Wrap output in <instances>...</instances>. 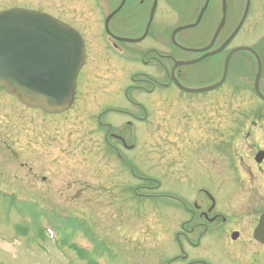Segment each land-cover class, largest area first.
Here are the masks:
<instances>
[{
    "label": "rangeland",
    "instance_id": "rangeland-1",
    "mask_svg": "<svg viewBox=\"0 0 264 264\" xmlns=\"http://www.w3.org/2000/svg\"><path fill=\"white\" fill-rule=\"evenodd\" d=\"M185 1L178 0L177 5L183 8ZM252 4L230 50H257L264 95V0ZM169 8L163 1L155 22L165 21L167 46L172 48L174 29L188 16ZM240 16H227L218 44L229 37ZM206 18L209 21L210 16ZM212 19L217 26L219 13ZM200 32L195 28L175 39L179 43L183 35ZM79 34L89 59L78 77V102L67 113L46 115L25 108L0 84V264H87L68 248L70 238L100 264H186L181 261V248L188 254L187 262L264 264V247L250 241L264 212V160L255 162L257 153L264 151V102L251 91L257 75L254 61L235 56L226 82L208 92L187 93L171 85L168 91L143 99L134 98L131 90L130 97L150 111L148 123L141 124L133 115H140V109L130 106L124 93L132 85L133 74L150 69L140 59L112 55L104 27ZM153 42L150 38L136 48L122 47L143 50ZM227 50L198 65L179 68L180 84L191 91L217 84ZM111 108L129 112H108ZM108 123L114 133L126 132L127 143L135 145L127 156L134 158L140 181L130 180L106 152L105 131L99 128ZM155 181L161 183L157 191ZM130 185H147L149 193L176 195L188 208L197 203L206 211L211 202L204 190L216 201L212 215L221 218L209 225L212 233L196 249L182 237L180 246L175 235L183 223L188 229L206 223L198 212L189 221L190 214L178 211L174 204L131 199ZM59 216L55 222L59 234L56 229L50 233L49 218ZM202 229L188 239L196 243ZM233 231L240 233L236 243L230 239ZM66 233L71 236L65 237Z\"/></svg>",
    "mask_w": 264,
    "mask_h": 264
},
{
    "label": "flooded vegetation",
    "instance_id": "flooded-vegetation-1",
    "mask_svg": "<svg viewBox=\"0 0 264 264\" xmlns=\"http://www.w3.org/2000/svg\"><path fill=\"white\" fill-rule=\"evenodd\" d=\"M163 1L167 3V6L170 7L169 9L171 11L178 12L180 14L182 12L186 13V16L188 17L184 19L185 22L196 21L197 15H199L205 9L203 19L196 27L180 32L186 33L193 31L195 28H200V34L183 35V39L179 41L180 46L174 44L172 48H169L167 46L168 40L165 38V21L155 22L157 9ZM177 1L178 0H156V10L152 15V18L151 14L155 5V0H125L121 8L119 7L121 6L122 1L119 3V0H1V3L2 5L4 4V7H0V12L3 10L16 8L39 12L66 23L78 32L82 30H95V28L99 29L100 27H104L106 31V27L108 25L111 32L113 33L112 35L108 34L109 41L112 43V46L109 47V52H111L114 56L123 54V57L135 58L136 61L140 59V61L150 69V71L147 73L139 72L141 74L137 79H135V85L133 86L132 90L135 94H137L134 95L133 93L132 95L142 96L145 98L154 96L157 93H164L169 90V88L166 87L167 82L165 81H168L171 78L174 63L178 61V58H183L189 63L201 59L204 55L210 54L216 49L215 44L210 49L203 50L209 46V44L205 45V43L207 41L208 35L213 30V19L211 16L217 13V10L219 9L218 5H220L221 10H226V14L234 13L235 15L240 13L244 15L248 6V0H220V3H218L219 0H205L204 4H202V0H186L182 6L183 8H180L179 5H177ZM206 1L208 4L205 7ZM17 2L19 5L14 6ZM252 6V0H250V5L248 8L249 13ZM106 10H108V13H106ZM122 11H124L123 19L118 22V16L122 14ZM195 15L196 17H193ZM206 15L210 16L209 21L207 18H205ZM150 38L154 42L149 46H146L143 50H128L122 47L125 45V47L133 46V48H136V45L142 44ZM132 40L136 42H132ZM112 47H115L114 50ZM85 48L87 63L89 59V49L86 43ZM170 63L172 64V68L169 67ZM84 70L85 66L81 71V74L84 72ZM175 73H177L178 76L181 75V71L178 69L175 71ZM143 85H149V88H144ZM127 99L129 100L130 98ZM141 101L144 102V100ZM74 102H78V99ZM142 104H138L136 106L141 108L143 106ZM144 111L146 112L147 110ZM113 112L114 111H112V113ZM146 114H149V111H147ZM138 119L140 120V118H135V120ZM101 126L106 127L107 124ZM123 133H125L123 136H117L113 132L107 135L105 137L106 146H108L110 153L116 157V161L120 166V170H125L126 174H128V176L131 178L130 180L134 179L138 181L139 179L133 175V172H136V164L133 161L134 158H128L127 156V153L133 152V146L131 147V145L127 143V140L125 139L126 132ZM110 140H113L114 144H108L110 143ZM121 149L126 152L124 155ZM119 156L122 157V160L119 158ZM127 190L131 199L137 198L138 196L144 197L145 195H149V192L152 191L151 188L147 187V185H141L140 187L130 185ZM139 191H142V193H139ZM145 191L148 192L146 193ZM195 207L196 209L194 212H199L198 215L202 220H210L214 217H216L217 220L219 218L218 215L210 216L213 211L208 213L209 208L205 212L201 211V207ZM183 211L193 214V212L190 210L183 209ZM196 213L193 214V220L195 219ZM195 232L196 231H191L190 229L186 228L184 231H181L179 235L185 240H188L189 236L193 235ZM238 240L233 241L232 243H236ZM250 241L260 247H264L263 245L254 241L252 238H250ZM193 262H196V260H193ZM196 264L206 263L203 260H198Z\"/></svg>",
    "mask_w": 264,
    "mask_h": 264
},
{
    "label": "water",
    "instance_id": "water-1",
    "mask_svg": "<svg viewBox=\"0 0 264 264\" xmlns=\"http://www.w3.org/2000/svg\"><path fill=\"white\" fill-rule=\"evenodd\" d=\"M202 18V15L200 16ZM223 15L217 35L224 24ZM243 18L242 22H244ZM241 24L228 41L219 49L223 50L234 38ZM240 51L254 54L249 48L233 50L225 64L224 75L218 84L199 91H191L176 84L187 92H203L219 87L225 80L231 57ZM85 46L80 34L66 24L44 14L12 9L0 13V82L7 92L29 108L40 109L48 114L66 111L74 98L77 77L85 63ZM258 75L255 90H259L261 64L257 57ZM264 159L259 152L257 163ZM233 239L238 234L232 235ZM253 238L264 245V213L254 230Z\"/></svg>",
    "mask_w": 264,
    "mask_h": 264
},
{
    "label": "trees",
    "instance_id": "trees-1",
    "mask_svg": "<svg viewBox=\"0 0 264 264\" xmlns=\"http://www.w3.org/2000/svg\"><path fill=\"white\" fill-rule=\"evenodd\" d=\"M71 247L74 249V251L78 254V256L81 259L87 260L88 264H97V262L93 258H91V256H88L83 249L78 248L76 245H72Z\"/></svg>",
    "mask_w": 264,
    "mask_h": 264
}]
</instances>
